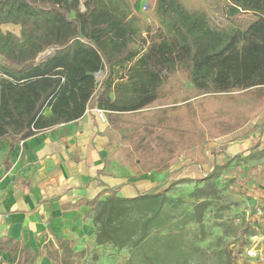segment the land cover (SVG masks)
Returning <instances> with one entry per match:
<instances>
[{
  "label": "trees",
  "instance_id": "16d2710c",
  "mask_svg": "<svg viewBox=\"0 0 264 264\" xmlns=\"http://www.w3.org/2000/svg\"><path fill=\"white\" fill-rule=\"evenodd\" d=\"M134 1L84 0L81 11V0H0V140L13 144L96 108L118 143L113 158L135 162L141 175L169 170L182 154L206 163L207 143L264 110V0H145L140 11ZM208 1L224 12L225 25L202 10ZM2 24L19 26V35ZM46 50L53 52L39 58ZM252 156L215 157L198 179H169L134 197L103 189L86 202L95 244L126 250L124 264H238L264 228L242 219L230 247L221 214L230 206L219 204L217 180L230 173L226 186L233 184ZM190 183L191 208L176 212L181 198L170 193ZM213 205L222 234L201 245L211 235L204 220ZM74 243L59 238L34 251L0 238V253L10 252L11 264L43 257L86 264L89 250L75 252ZM247 256L264 264L259 254Z\"/></svg>",
  "mask_w": 264,
  "mask_h": 264
},
{
  "label": "crops",
  "instance_id": "0c3cea01",
  "mask_svg": "<svg viewBox=\"0 0 264 264\" xmlns=\"http://www.w3.org/2000/svg\"><path fill=\"white\" fill-rule=\"evenodd\" d=\"M142 1H134L135 10L142 9ZM11 143L10 138L0 140V238L19 241L34 251L56 247L57 239L66 238L75 241V252L86 247L91 254L94 227L86 216V202L103 189L134 197L161 181L160 172L136 175L135 162L122 164L113 158L118 143L96 108L75 122ZM263 147L264 110L241 128L207 143L206 163L184 159L182 154L165 170L170 174L167 180L198 179L212 169L215 157L224 163L228 157ZM261 225L263 229L264 218L256 229ZM0 259L3 264L12 262L8 251H2ZM35 264L51 262L43 257Z\"/></svg>",
  "mask_w": 264,
  "mask_h": 264
},
{
  "label": "rangeland",
  "instance_id": "374dc122",
  "mask_svg": "<svg viewBox=\"0 0 264 264\" xmlns=\"http://www.w3.org/2000/svg\"><path fill=\"white\" fill-rule=\"evenodd\" d=\"M83 1L81 0L80 9L84 10ZM134 6V4H133ZM142 9L145 7L144 1H142ZM135 8V7H134ZM211 18V21L216 26H223L228 22L223 11L214 7L209 1L203 6V9ZM156 25L152 27L155 28ZM1 29L3 31H11L16 35H19V26L13 24H2ZM49 50H46L41 55L45 54ZM39 58L40 54H39ZM100 76V75H99ZM181 77L180 80H184V76ZM186 86H189L186 83ZM261 149H255L252 151L253 156L248 158L245 162H241L239 164V169H236V180L233 184L226 186V180L229 178L230 173L225 174V177H220L217 180L218 186L220 189L221 198L219 199V204L229 205V209L225 208L221 211L222 217L224 220H229L227 225V229L230 232V236L227 238L230 243V247L235 248L237 242L236 236L237 231L240 227L242 219H246L248 223L257 228L258 223H261V219L264 218V152L260 153ZM179 160V159H178ZM178 162V161H177ZM176 162V163H177ZM234 164V162L232 163ZM241 171L242 173H238ZM245 172V173H244ZM161 181L159 184V188L163 186L167 182V178L170 175L168 171L160 172ZM242 184V192H238L236 190V185ZM193 184H185L183 186L179 185L177 189L173 190L170 193L172 198H177L178 196L181 198L178 203V209L176 212H179L182 209H190L191 208V198L189 197V192L193 189ZM226 186V187H225ZM235 187V188H232ZM157 188V189H159ZM168 205V204H167ZM168 207V206H167ZM215 207L214 205L209 208V210L205 214V225L211 231V235L206 238L201 245H206L209 241H211L216 235L222 234V227L216 225L221 220L215 217ZM195 225H193L194 229ZM262 228V225L259 226V229ZM94 238V237H93ZM91 254H95L97 257L92 258L91 254H89L86 258V264H124L127 251L126 250H117L113 247L106 246H97L92 243ZM259 250V258L264 261V244L258 245ZM238 264H254L252 260L248 261L247 253L243 250L242 253L238 254ZM246 262V263H245Z\"/></svg>",
  "mask_w": 264,
  "mask_h": 264
},
{
  "label": "built area",
  "instance_id": "2783aa9c",
  "mask_svg": "<svg viewBox=\"0 0 264 264\" xmlns=\"http://www.w3.org/2000/svg\"><path fill=\"white\" fill-rule=\"evenodd\" d=\"M98 115L100 120L106 121L105 114L102 110L98 109ZM251 244L250 247L247 250V254L251 257H255L259 254L258 245L264 243V232L259 235H254L250 239Z\"/></svg>",
  "mask_w": 264,
  "mask_h": 264
},
{
  "label": "water",
  "instance_id": "95a60500",
  "mask_svg": "<svg viewBox=\"0 0 264 264\" xmlns=\"http://www.w3.org/2000/svg\"><path fill=\"white\" fill-rule=\"evenodd\" d=\"M52 52H53V50H49L48 52H46V53L43 54V55L40 54V57L42 58V57H44V55H49V54H51Z\"/></svg>",
  "mask_w": 264,
  "mask_h": 264
}]
</instances>
